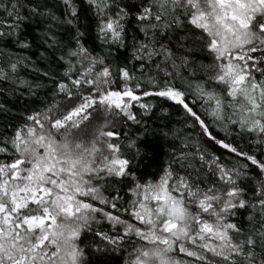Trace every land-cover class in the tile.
I'll return each instance as SVG.
<instances>
[{"label": "snow or ice", "instance_id": "snow-or-ice-1", "mask_svg": "<svg viewBox=\"0 0 264 264\" xmlns=\"http://www.w3.org/2000/svg\"><path fill=\"white\" fill-rule=\"evenodd\" d=\"M61 3L0 0V264H264V0Z\"/></svg>", "mask_w": 264, "mask_h": 264}, {"label": "trees", "instance_id": "trees-1", "mask_svg": "<svg viewBox=\"0 0 264 264\" xmlns=\"http://www.w3.org/2000/svg\"><path fill=\"white\" fill-rule=\"evenodd\" d=\"M49 3L50 5H59L61 11L63 10L61 0H49ZM81 21L85 25L88 24V20L85 15L81 16ZM81 30L83 31V29ZM93 38L94 32L90 31L86 34V41L88 44L92 43ZM40 43V40L36 39V45H34L26 53L21 54L31 57V60L34 62L32 66L34 69L47 71L48 69L46 66L51 65H49L48 59L41 58L40 53L44 51V47L46 46L37 47V45H40ZM96 43L99 44V41H96ZM97 51H99V48H97ZM26 74L28 79H32L33 76L36 75V73L33 72L32 69H26L25 72H21V76H25ZM21 93L24 94L22 95ZM42 95L43 93L40 94L41 97ZM153 102L159 103L163 107H169L170 105V102H165L163 100L157 101L155 98H153ZM26 103L31 106V98L27 96V93L22 87L17 90L16 87L13 86V84H11L10 82L0 81V106H3L5 109L8 110L6 113L0 114V126H2V123L7 120L15 122L16 118L23 114V108L25 107ZM155 111L156 115L161 116V119L156 121V123L152 125L153 127L162 126L168 123L169 121L171 122V127L180 126L177 122L182 118V109H179L178 107H171V114L170 116H167V118H165L167 114L161 113L160 108H156ZM149 123L152 124V121H149ZM125 131L131 138L135 139L137 129L129 126L125 129ZM141 140L143 141V143L138 144V146L141 148V154L143 156V159L140 161L139 166L141 167L144 173L150 174L156 171L157 163L160 159H166L163 153L167 150L168 146L164 143V140L162 138L153 137L151 135H149L147 138L141 137ZM154 153H158V156L155 159L153 158Z\"/></svg>", "mask_w": 264, "mask_h": 264}]
</instances>
